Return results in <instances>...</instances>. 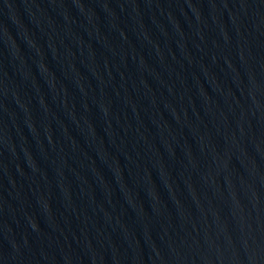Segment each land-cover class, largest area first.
I'll return each instance as SVG.
<instances>
[{
  "label": "water",
  "instance_id": "1",
  "mask_svg": "<svg viewBox=\"0 0 264 264\" xmlns=\"http://www.w3.org/2000/svg\"><path fill=\"white\" fill-rule=\"evenodd\" d=\"M0 264H264V0H0Z\"/></svg>",
  "mask_w": 264,
  "mask_h": 264
}]
</instances>
